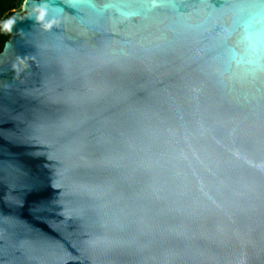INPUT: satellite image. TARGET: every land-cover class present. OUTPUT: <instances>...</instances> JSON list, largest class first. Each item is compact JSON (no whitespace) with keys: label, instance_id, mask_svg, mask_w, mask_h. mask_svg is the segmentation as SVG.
<instances>
[{"label":"water","instance_id":"obj_1","mask_svg":"<svg viewBox=\"0 0 264 264\" xmlns=\"http://www.w3.org/2000/svg\"><path fill=\"white\" fill-rule=\"evenodd\" d=\"M12 20L0 264H264V0H25Z\"/></svg>","mask_w":264,"mask_h":264},{"label":"trees","instance_id":"obj_2","mask_svg":"<svg viewBox=\"0 0 264 264\" xmlns=\"http://www.w3.org/2000/svg\"><path fill=\"white\" fill-rule=\"evenodd\" d=\"M25 0H0V52L10 38V32L3 31L6 21L12 20L13 15L19 12Z\"/></svg>","mask_w":264,"mask_h":264},{"label":"clouds","instance_id":"obj_3","mask_svg":"<svg viewBox=\"0 0 264 264\" xmlns=\"http://www.w3.org/2000/svg\"><path fill=\"white\" fill-rule=\"evenodd\" d=\"M36 11L39 13L38 19L42 21L44 19V16H45L44 10L43 9H37ZM13 23H14V20H8V21H6L4 23V25H3V31L10 32Z\"/></svg>","mask_w":264,"mask_h":264}]
</instances>
